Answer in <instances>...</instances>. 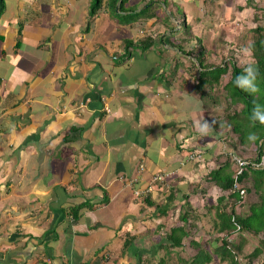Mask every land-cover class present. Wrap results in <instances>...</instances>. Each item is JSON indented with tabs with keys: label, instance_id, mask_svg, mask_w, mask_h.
Segmentation results:
<instances>
[{
	"label": "crops",
	"instance_id": "0c3cea01",
	"mask_svg": "<svg viewBox=\"0 0 264 264\" xmlns=\"http://www.w3.org/2000/svg\"><path fill=\"white\" fill-rule=\"evenodd\" d=\"M122 1L102 0L92 17L94 0H4L0 264H134V249L147 255L134 244L145 228L166 221L171 210L180 220L188 204L196 207L197 219L189 220L198 224L194 234L212 233L208 244L225 235L212 229L208 207L230 200L211 173L233 176V164L224 167L231 149L220 135L199 130L209 114L192 79L172 71L175 57L189 61L175 49L182 26L211 50L220 46L208 35L217 26L211 15L217 4L229 11L233 4L154 0L147 11L149 0H126L119 9ZM222 27L215 39L225 44ZM148 37L155 38L151 47H137ZM220 52L211 53L212 63L228 57L217 59ZM192 149L202 151L203 163L189 159ZM159 176L162 181L153 180ZM254 178L249 173L242 186ZM248 190L245 205L257 199Z\"/></svg>",
	"mask_w": 264,
	"mask_h": 264
},
{
	"label": "trees",
	"instance_id": "16d2710c",
	"mask_svg": "<svg viewBox=\"0 0 264 264\" xmlns=\"http://www.w3.org/2000/svg\"><path fill=\"white\" fill-rule=\"evenodd\" d=\"M126 0L119 4V9H122ZM115 2V0H113ZM246 5L250 7L252 1L247 0ZM102 0H94L90 15L95 16L96 10L100 8ZM156 2L149 0L146 4L147 11H152ZM5 8L4 0H0V16L3 14ZM264 13V8L261 9ZM128 18L132 19L131 16ZM188 26H182L183 38L178 41L175 48L180 51L182 56L188 57L189 61L183 63L175 57L174 74L178 70H183L185 74L192 79L193 92L197 94L199 101L203 106L204 114H209V118L205 119L210 125V130L213 135H220L224 143L231 149L232 153H237L240 147L247 150L251 147L257 151L259 156L264 154V124L253 122L251 120V112L254 104L264 106V28L257 26L252 29L250 37L245 39L244 36L238 38V43L230 44V49L226 59H222L218 64L210 61L211 53H214L219 46L213 49L206 50L201 39L192 36ZM176 32H170V37L174 38ZM196 40V42H195ZM155 38H146L141 41L139 46L144 50L153 45ZM220 46L223 43L219 40ZM191 44L197 45L195 49ZM132 44L128 42L125 48L131 47ZM238 48H250L251 59L254 61L258 70L257 86L259 91L255 94H250L241 90L234 83L236 76L241 74L243 68L236 64L238 55ZM229 74V79L224 81V77ZM241 106L239 111H231L235 106ZM204 121V122H205ZM207 132V133H208ZM229 133V134H228ZM254 135V139H249ZM214 136V137H216ZM218 140L217 138H215ZM192 152L200 155L201 161L195 164L203 163L204 157L200 149H192ZM231 152H225L226 154ZM192 153V154H193ZM256 157V156H255ZM248 160L253 158L249 157ZM226 169L229 166V158L227 159ZM223 171V170H222ZM249 173L256 178L252 179L248 189H253L256 192L257 199L255 202L243 204L242 212L236 210L235 202L239 201L237 194L229 195L230 200L224 204H216V207H208L209 212L214 211L215 219L212 223V229L217 233H224L225 238L215 237L213 241L219 243L212 249H205L196 242H191L197 248L195 254L189 258H180L179 253L183 248V241L190 237L189 220L197 219L196 214L189 217V211H182L180 217V225L172 226L165 235V241L159 245V250L165 249L166 258H160L157 264H216L214 260H218V264H253L256 260H261L264 253V221L258 220L256 210L264 205V168L259 170H246L243 172L241 179H247ZM211 177L219 180L220 187L228 190L233 183L232 174L228 172L226 175L220 176V171L211 173ZM218 184V185H219ZM246 188V186H245ZM249 191V190H248ZM234 200V201H233ZM148 200H146L147 202ZM149 206H154L153 202H147ZM187 206V205H186ZM168 210V205L161 208L158 213L165 215ZM76 217V214H73ZM260 218V217H259ZM237 225V227L235 226ZM215 232V231H214ZM208 244V242H207ZM131 243H124V248H127ZM135 250L137 263L141 261L142 253L145 250ZM147 250V249H146ZM157 251V252H158ZM141 252V253H140ZM147 255H153L152 249L147 250ZM174 256V261L168 255ZM146 255V254H145ZM215 257V258H214ZM145 261H148L146 258ZM257 262V261H256ZM136 263V264H137ZM255 264V263H254Z\"/></svg>",
	"mask_w": 264,
	"mask_h": 264
},
{
	"label": "rangeland",
	"instance_id": "374dc122",
	"mask_svg": "<svg viewBox=\"0 0 264 264\" xmlns=\"http://www.w3.org/2000/svg\"><path fill=\"white\" fill-rule=\"evenodd\" d=\"M246 1L247 0H216V2L211 3L212 5H216L218 2H222L223 4H226L227 2H231L233 4V6L230 7V11L227 10L226 5L217 4L219 6V9L211 15V17H212L211 20H212V22H214V26L217 25V26H215V28L211 32L208 33V35H210L212 38V42H213L214 46L216 43L217 44L219 43V39H215L221 33V30L215 31L218 28V26H220V25L223 26L222 28H223L224 38L227 39L225 44L223 43L221 46H219L220 50L222 51L219 53L220 55L218 53L214 54V55L217 54L216 55L217 59L222 58L224 53L229 54L230 51L233 52V48L230 49V45L226 46L227 44L232 45V44H234V42H236V40H238V38L240 39L243 36L245 39L249 38L250 34H249V32H245L246 29L254 28L255 26H261L264 28V13L261 11V9L264 8V0H251L252 3L250 5V7H248V5H246V3H247ZM144 7H146V6H144ZM186 9H187L188 13H190V14H197L198 13L196 8L193 9L192 7L187 6ZM222 15L225 17L224 19H223ZM202 17H205L207 22L209 23V19L206 15H202ZM216 32H218L217 36H216ZM195 33L200 34V30L199 29L196 30ZM244 34H246V35H244ZM230 41H231V43H229ZM195 42H196V40H195ZM236 43H238V42H236ZM242 49L243 48H238V50H237L238 53L236 52V54L238 55V57L236 58L237 59L236 64L240 67H242L241 62H240V57L242 55V53H241ZM223 79H224V81H227L229 79V74H227ZM240 109H241V106L239 105V106L233 107L231 109V111H239ZM254 151H255L254 147H251V148L247 149L246 151H243L244 153L240 154V156H246V158L252 156L251 158H254L253 157L255 155ZM211 203H213V202H211ZM241 205L243 206V204H239L238 207H239V209L243 210ZM173 208L177 209L178 207H173ZM185 208H186V211H189V213H188L189 217L192 218V214H194L196 207H195V209H192L190 207V205L188 204ZM239 209H237V211H239ZM175 213H176L175 210L173 212L171 210L169 217L167 218L166 221H165V219L164 220L160 219V222H157V220H154L153 223L149 224V226L146 227L145 230L143 231L144 236L141 235L142 238L141 239L138 238L137 240H135L134 244L138 247H141V248L143 247L144 249H147V250H149L153 246L152 253H155L157 251L156 249H158L157 243L161 242V240H162L161 237L163 235H165L172 226L180 225V220L177 219V217L175 216ZM256 213L260 217V218L257 217L258 220L263 222L264 221V205L260 209H257ZM162 222L167 224L168 227L165 225L166 229L163 228V229L159 230L163 226ZM157 226H159L160 228ZM197 226H198V224H196V223L195 224L192 223V225L188 226L190 229V238L189 239L187 238L183 241V248L179 249L180 250V253H179L180 258L189 259L195 254L194 249H196L197 247L194 246L193 244H191V242H196L194 240V238H197V240H198L196 243H198L199 245H201L203 248H205L207 250L212 249L213 247H216L217 244H219L215 241H211V243L207 244V242L209 241V238L214 237L213 234L210 232L207 233L206 231H204V233H203V231H200L199 235H198V233L196 234V232L194 234L193 233L194 228H196ZM156 228H157V231H155ZM154 231H155V233H154ZM155 246L157 248H155ZM116 251L119 254L121 249L120 250L116 249ZM165 252H166L165 249H161L153 255H144V256H142L141 261H139L138 263L136 260H134V262H135L134 264H136V263L137 264H157L159 262L160 258H166L167 257L164 255ZM168 257H169V260H170V257L172 258L173 261L175 260L174 256H171L170 254L168 255ZM146 258H148V261H145ZM256 261L254 262L255 264H264V253L261 257V260L260 261L256 260ZM214 263L218 264V260L215 259ZM130 264H133V263L131 262Z\"/></svg>",
	"mask_w": 264,
	"mask_h": 264
},
{
	"label": "clouds",
	"instance_id": "9594fccd",
	"mask_svg": "<svg viewBox=\"0 0 264 264\" xmlns=\"http://www.w3.org/2000/svg\"><path fill=\"white\" fill-rule=\"evenodd\" d=\"M241 53H242V55L240 57V62H241V66L243 68V71L241 74L236 76L234 83L241 90L248 92L250 94H255L259 91V88H258L257 83H256L257 76H258V70L256 68L254 61L251 59V56H252L251 49L250 48H243L241 50ZM251 120L253 122H259L260 124H264V106H261L260 104H254V106L252 108V112H251ZM198 127L202 133H207L210 130V125L208 124L207 121H205L203 124L198 125ZM254 138H255L254 135H251L249 137V139H254ZM244 159H247V158H244ZM233 166H234V164H233ZM234 170H235V168H234ZM233 175H234V171H233ZM241 176L239 177V180H240V183L242 186V180L243 179H241ZM232 180H233V176H232ZM242 188L245 190V195H247L246 188H244L243 186H242ZM228 190H227V192H228ZM227 192H226V194H227ZM233 194H227V196L233 195ZM245 195H244V197H240L238 195L240 202H235V204L237 206L239 204L245 203V202H242L245 198ZM225 237H226L225 235L223 237L221 236V240H222V238H225Z\"/></svg>",
	"mask_w": 264,
	"mask_h": 264
},
{
	"label": "built area",
	"instance_id": "2783aa9c",
	"mask_svg": "<svg viewBox=\"0 0 264 264\" xmlns=\"http://www.w3.org/2000/svg\"><path fill=\"white\" fill-rule=\"evenodd\" d=\"M198 153L194 152L190 155L189 159L194 162H200L201 157L197 155ZM226 156L230 159V161L234 164V175H233V183L231 188H229L227 194H238L240 197H244L245 190L242 188L239 177L242 175L243 172L246 170H259L264 168V154L259 156L257 155L255 158L248 160L239 157L234 153H228ZM153 180L162 181V176L154 177ZM237 227V225L235 224ZM238 228V227H237Z\"/></svg>",
	"mask_w": 264,
	"mask_h": 264
}]
</instances>
